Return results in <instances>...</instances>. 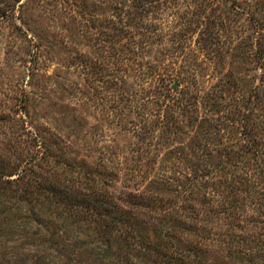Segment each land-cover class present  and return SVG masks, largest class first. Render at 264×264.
I'll list each match as a JSON object with an SVG mask.
<instances>
[{
    "label": "trees",
    "instance_id": "16d2710c",
    "mask_svg": "<svg viewBox=\"0 0 264 264\" xmlns=\"http://www.w3.org/2000/svg\"><path fill=\"white\" fill-rule=\"evenodd\" d=\"M130 1L123 57L129 68L142 66V83L140 99L129 98L137 119L125 117L121 127L138 141L121 149L124 159L113 147L112 158L93 164L53 160L35 132L36 158L16 163L0 153V220L11 216L20 232L42 216L48 264H83L78 255L88 264H214L212 249L264 264V12L234 0L246 22L235 45L220 51L229 68L213 82L212 73L179 68L178 56L154 48V21L143 17L162 0ZM237 61L254 74L249 93L233 96L227 85L240 79ZM45 167L61 177L41 175Z\"/></svg>",
    "mask_w": 264,
    "mask_h": 264
},
{
    "label": "rangeland",
    "instance_id": "374dc122",
    "mask_svg": "<svg viewBox=\"0 0 264 264\" xmlns=\"http://www.w3.org/2000/svg\"><path fill=\"white\" fill-rule=\"evenodd\" d=\"M233 2L162 0L143 19L152 17L154 21L151 29L157 33L155 49L178 56L179 68L181 63H187L204 72L207 78L212 73L216 82L229 68L228 64H220V51L235 45L237 35L242 33L240 22H246ZM130 3V0H0L3 157L16 163L36 158L39 148L33 136L36 132L56 155L53 160L63 156L87 159L93 164L106 163L113 156V147L117 148L114 153L124 159L121 149L127 153L129 142L138 141V137L123 130L121 123L125 117L137 119L134 101L141 97L142 83V66L133 62L129 68L123 57L127 45L122 29ZM251 4V12H264V0H252ZM261 31L264 33V26ZM232 66L240 79L238 85L236 79L231 80L227 85L229 92L233 96L248 94L254 74L252 64L237 61ZM146 80L150 83L153 78L146 75ZM131 94L134 100L129 99ZM116 137L119 139L114 143L112 139ZM35 170L40 171L37 167ZM41 175L61 177L60 170L48 167ZM117 187L123 188L121 181ZM37 217L41 221L18 225L20 232L14 231L11 216L1 218L0 264L53 263L44 252L47 235L42 216ZM209 254L210 263L239 264L216 249ZM75 258L89 263L86 256ZM66 261L73 264L70 259ZM55 262L61 263L58 258Z\"/></svg>",
    "mask_w": 264,
    "mask_h": 264
},
{
    "label": "water",
    "instance_id": "95a60500",
    "mask_svg": "<svg viewBox=\"0 0 264 264\" xmlns=\"http://www.w3.org/2000/svg\"><path fill=\"white\" fill-rule=\"evenodd\" d=\"M174 86H177V83H175V85Z\"/></svg>",
    "mask_w": 264,
    "mask_h": 264
}]
</instances>
